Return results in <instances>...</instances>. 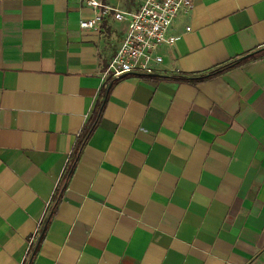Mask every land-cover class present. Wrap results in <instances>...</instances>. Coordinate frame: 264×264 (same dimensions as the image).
Returning <instances> with one entry per match:
<instances>
[{
	"label": "crops",
	"instance_id": "obj_1",
	"mask_svg": "<svg viewBox=\"0 0 264 264\" xmlns=\"http://www.w3.org/2000/svg\"><path fill=\"white\" fill-rule=\"evenodd\" d=\"M191 4L111 78L124 21L0 0V264H264V54L208 77L264 46V0Z\"/></svg>",
	"mask_w": 264,
	"mask_h": 264
},
{
	"label": "built area",
	"instance_id": "obj_2",
	"mask_svg": "<svg viewBox=\"0 0 264 264\" xmlns=\"http://www.w3.org/2000/svg\"><path fill=\"white\" fill-rule=\"evenodd\" d=\"M85 3L97 12L80 19L81 28H91L106 16L125 22L123 36L102 71V77L111 78L145 72L152 64L160 63L161 57L156 53L159 45H171L177 39L166 35L173 18L192 5L191 0H139L135 10L124 11L99 0H85Z\"/></svg>",
	"mask_w": 264,
	"mask_h": 264
},
{
	"label": "trees",
	"instance_id": "obj_3",
	"mask_svg": "<svg viewBox=\"0 0 264 264\" xmlns=\"http://www.w3.org/2000/svg\"><path fill=\"white\" fill-rule=\"evenodd\" d=\"M264 54V49H262L261 51L259 52H255L245 58H242L240 60H234L232 62H228V63H225V64H222L218 67H216L215 69L211 70L209 73H208V77L209 75H214V74H218L219 72L223 71V70H226L234 65H237L239 63H241L242 61H244L245 59L247 58H252L254 56H259V55H262ZM207 78V75H202V76H196V77H184V78H181L183 80H186V81H199V80H202V79H205Z\"/></svg>",
	"mask_w": 264,
	"mask_h": 264
},
{
	"label": "water",
	"instance_id": "obj_4",
	"mask_svg": "<svg viewBox=\"0 0 264 264\" xmlns=\"http://www.w3.org/2000/svg\"><path fill=\"white\" fill-rule=\"evenodd\" d=\"M262 49H264V46L261 47V48H259V49H257V50H255V51L249 52V53H247V54H245V55H243V56L237 58L236 60L238 61V60H240V59H242V58H245V57H247V56H249V55H251V54H253V53H255V52H259V51H261ZM121 76H122V75H121ZM121 76H119V77H121Z\"/></svg>",
	"mask_w": 264,
	"mask_h": 264
}]
</instances>
